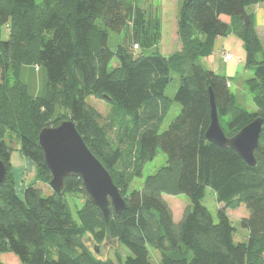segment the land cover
<instances>
[{"label":"trees","instance_id":"trees-1","mask_svg":"<svg viewBox=\"0 0 264 264\" xmlns=\"http://www.w3.org/2000/svg\"><path fill=\"white\" fill-rule=\"evenodd\" d=\"M260 2L181 0L180 49L164 55L158 50L159 9L145 0H0V25L9 30L0 40V160L7 168L0 185V252L14 253L22 264H154L150 246L160 252L157 264H264V52L247 12ZM109 30L125 31V42L115 50L107 44ZM232 31L254 71L246 85L256 111L237 102L227 77L200 63L215 39ZM114 58L118 64L109 69ZM25 66L45 71L41 91L22 79ZM172 73L180 80L173 99L165 95ZM210 90L227 136L262 119L254 166L206 139ZM90 98L108 103L109 111L102 114ZM173 100L180 111L160 131ZM63 120L72 121L127 203L120 214L110 207L107 224L79 177H66L62 194L38 186L48 185L51 174L37 134ZM12 136L20 155L35 166L33 181H24L21 193L11 172L7 139ZM159 150L165 164L146 176L140 189L129 190ZM207 187L221 204L216 220L201 203ZM163 194L188 196L190 205L179 221ZM241 205L247 210L240 219L247 236L235 241L226 210ZM107 241L116 242L117 260L91 247ZM119 244L130 251L123 260Z\"/></svg>","mask_w":264,"mask_h":264},{"label":"rangeland","instance_id":"rangeland-1","mask_svg":"<svg viewBox=\"0 0 264 264\" xmlns=\"http://www.w3.org/2000/svg\"><path fill=\"white\" fill-rule=\"evenodd\" d=\"M37 3H40L42 0H35ZM152 5L154 8L159 9L160 13V19H161V26H162V38L160 43L158 44V50L162 54H172L173 52L177 51L176 49L179 47L180 49V42L177 37V29H176V22H177V15L180 9L181 0H145V5ZM7 28L5 25H0V32L2 35H4V38H8L6 34ZM3 40V39H0ZM125 42V31H121L119 33L109 30V37H108V47L112 50H115L118 44H122ZM155 50L154 48L151 49H145L144 54H150ZM141 52V50H137V53ZM225 53L228 52H222V55L224 56ZM230 54V53H229ZM232 59V58H231ZM226 61V60H225ZM229 61V60H227ZM204 67H206L205 62L201 59L200 62ZM118 64L117 58H114L109 65V69H112ZM223 65H220L219 71L217 73L223 74ZM239 70H242L240 68ZM249 75L246 77L244 74V78H250L253 76V71L248 72ZM35 76V78H34ZM171 80L168 83L166 89H165V95L171 99L174 98L175 93L177 91V88L179 86L180 80L179 76L176 73H172ZM22 79L25 83H27L31 89L34 92L41 91L43 89L44 83H45V71L40 69L39 71L33 72L31 66H25L22 69ZM231 90L233 93H235L238 101L243 104L248 110L250 111H256V107L254 106L252 102L251 95L248 92L247 86L245 84V81L241 80L234 81L233 85L231 87ZM91 104H93L94 107H96L102 114H106L109 109L110 105L108 103L103 102L102 100L90 98ZM180 111V104L173 100L172 106L168 113L165 115L162 125L160 127V131H163L167 129L169 123L173 120V118L179 113ZM228 117H224L222 120V124L227 120ZM7 143L9 144V147L12 149L11 152V172L14 174L15 180V186L18 193H21L24 188V181L25 183L32 182L34 179V173H35V166L28 161V163H25V158L20 155L18 146L19 142L18 139L15 138V136H12L7 139ZM166 162V154L159 150L156 154V156L151 160L148 161L143 169L140 177H136L133 182L131 183L129 190L131 189H140L144 179L149 174H153L158 168L163 166ZM17 180L20 181L21 184L17 183ZM38 186H41L43 188V191L45 193H48L51 191V188L44 183H38ZM70 205L72 207V211L74 213L75 209L72 203V196H67ZM78 200V197H74ZM164 200L167 202L169 207L172 210L173 213V219L174 221H179V219L182 216L183 210L190 205V200L187 195L185 194H179V195H168L163 194ZM212 214L214 220H216V213L217 210L221 207V204H219L216 200V196L214 193V190L211 187H207L205 189V195L201 202ZM232 226L234 227V240L235 241H244L245 237L247 236V232L241 227L240 225V219L246 217L247 210L244 206L237 207L235 209L228 208L226 210ZM116 242L114 241H107L105 243L100 244L99 246H95L94 243L91 244L92 248H96L97 254L104 256V257H110L113 260H117L116 252H114L113 249H115ZM118 252L121 256V259H125L126 256L130 254V251L123 245L119 244L118 246ZM149 251V257L150 261L154 264H157L160 261V252L159 250L148 246ZM0 261L3 264H22L21 260L12 252H0Z\"/></svg>","mask_w":264,"mask_h":264},{"label":"water","instance_id":"water-1","mask_svg":"<svg viewBox=\"0 0 264 264\" xmlns=\"http://www.w3.org/2000/svg\"><path fill=\"white\" fill-rule=\"evenodd\" d=\"M209 104L210 122L205 131L206 139L221 147L233 149L248 165L254 166V151L258 144L262 119L257 117L234 135L227 136L219 123L211 90ZM37 140L51 174L48 185L55 193H63L66 177L76 176L80 178L93 205L101 211L106 224L110 207L116 214L127 208V203L109 172L89 150L72 121L63 120L56 126L41 128ZM6 172V165L0 160V185L6 181Z\"/></svg>","mask_w":264,"mask_h":264},{"label":"crops","instance_id":"crops-1","mask_svg":"<svg viewBox=\"0 0 264 264\" xmlns=\"http://www.w3.org/2000/svg\"><path fill=\"white\" fill-rule=\"evenodd\" d=\"M247 12L252 14V16L254 18L255 31L257 33V36L260 40V43H261V46H262V49L264 52V2H260V3L254 4L250 7H248ZM6 28H7V26H6ZM6 34L9 36L8 28H7ZM4 37L5 36L2 35L0 32V39H6ZM178 49H179V47L176 50H178ZM223 51L230 53L232 55V59H230L229 61H225L223 58V55H222ZM164 55H168V54L164 53ZM245 58H246V53H245V50L243 48V43H242L241 39L238 38L232 31L226 36H218L215 39L212 53L208 57L202 58V60L206 64L205 68L210 69L216 73H217V71H219L220 65H223V69H224L223 72L224 73L220 74V75H223V76L228 78V86L231 89L234 81L240 82L241 80H243V81H245V84H246V81L248 79L253 78V76H254V71L250 67L246 66ZM240 68H242V70H239ZM249 71H253V76L250 78H244L243 75L245 74L247 77L249 75V73H248ZM217 74H219V73H217ZM247 89H248V87H247ZM234 95H235V93H234ZM235 97H236V95H235ZM236 100L238 103H240L238 101L237 97H236ZM252 102H253V100H252ZM254 106L256 107L255 104H254ZM256 109H257V107H256ZM28 161L29 160L25 158V163H28ZM17 183L21 184L20 181H18V180H17ZM241 206H243V205H241ZM241 206H239V207H241Z\"/></svg>","mask_w":264,"mask_h":264},{"label":"built area","instance_id":"built-area-1","mask_svg":"<svg viewBox=\"0 0 264 264\" xmlns=\"http://www.w3.org/2000/svg\"><path fill=\"white\" fill-rule=\"evenodd\" d=\"M135 47H137V46L135 45ZM223 58H224V60L227 61V60H230L232 58V55L229 54V53H225L224 56H223Z\"/></svg>","mask_w":264,"mask_h":264},{"label":"bare ground","instance_id":"bare-ground-1","mask_svg":"<svg viewBox=\"0 0 264 264\" xmlns=\"http://www.w3.org/2000/svg\"><path fill=\"white\" fill-rule=\"evenodd\" d=\"M133 47V46H132ZM134 49H137V47H134Z\"/></svg>","mask_w":264,"mask_h":264}]
</instances>
